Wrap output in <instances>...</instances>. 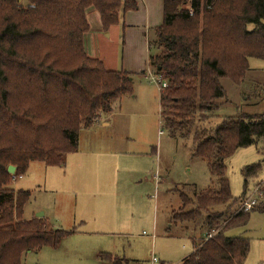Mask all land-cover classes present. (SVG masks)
I'll list each match as a JSON object with an SVG mask.
<instances>
[{"label": "trees", "instance_id": "obj_1", "mask_svg": "<svg viewBox=\"0 0 264 264\" xmlns=\"http://www.w3.org/2000/svg\"><path fill=\"white\" fill-rule=\"evenodd\" d=\"M89 7L100 13L107 31L137 1L0 0V264H24L28 253L56 248L75 232L45 217H23L31 192L11 187L9 165L16 166V176L32 161L62 165L78 150L80 132L112 113L133 92L135 76L146 75L109 70L86 52ZM149 47L157 50L149 64L166 82L159 96L162 124L172 137L191 139V156L206 162L210 173L205 189L183 185L193 197L175 189L182 206L172 211L166 229L173 234L174 227L191 222L188 236L195 246L180 263L244 264L250 239L229 231L260 210H244L242 202L248 178L261 165L243 168L245 188L236 197L226 160L264 140V113L219 117L217 111L226 96L222 79L241 84L249 58L264 59V0H164L163 23ZM104 257L122 264L112 254Z\"/></svg>", "mask_w": 264, "mask_h": 264}, {"label": "rangeland", "instance_id": "obj_2", "mask_svg": "<svg viewBox=\"0 0 264 264\" xmlns=\"http://www.w3.org/2000/svg\"><path fill=\"white\" fill-rule=\"evenodd\" d=\"M20 4L27 5L28 0H20ZM153 39L154 35L150 42ZM248 64L241 84L222 79L226 96L218 100L219 117L264 113V59L251 57ZM151 70L158 80L153 66ZM146 75L135 76L133 92L118 104L123 117L115 120L110 132L114 140L111 135L108 139L96 132L85 134L79 137L78 150L64 157L63 165L32 161L21 177L13 174L11 187L31 192L24 205L25 219L43 211L53 226L75 231L59 247L29 253L26 264H110L100 260L106 254L118 256L122 264L129 258L145 264L153 254L179 263L191 252L192 240L165 234L172 210L182 206L178 194L168 190L176 182L205 188L209 170L206 162L191 156V139L172 137L162 124L159 84ZM120 132L123 138L117 139ZM255 163L261 169L248 178L243 199L257 197L260 210L250 212L245 226L229 231L250 239L244 264H264V140L237 149L226 160V176L236 197L245 188L243 168ZM92 174L96 181L108 176L111 182L96 183L91 192L86 177ZM176 186L193 197L183 184ZM192 225L185 222V228L174 227L173 231L190 235Z\"/></svg>", "mask_w": 264, "mask_h": 264}, {"label": "crops", "instance_id": "obj_3", "mask_svg": "<svg viewBox=\"0 0 264 264\" xmlns=\"http://www.w3.org/2000/svg\"><path fill=\"white\" fill-rule=\"evenodd\" d=\"M136 1H137V8L129 9L122 12L120 14L119 22L107 31L104 30L103 28L100 13L94 7H89L87 9V20L90 25V29L84 35V48L90 56L99 58L104 63L106 68H108L109 70H126L133 73H140L141 71H146V73L149 74V72H152L151 66L149 64V56L152 53V50H150L149 47V42L151 40V37L153 35L155 36L156 27L160 26L163 23L164 0H136ZM161 12H163V14ZM108 46H111V49H109V51L107 49ZM159 96H160V89H159ZM118 104L115 106V109L112 111V113L102 116L97 123L91 125L88 128L83 129L80 132L79 137L85 134L92 135L96 132V134H102L103 136H106L108 139H110L109 135H111L110 132L115 127V123H116L115 120L117 119L118 122V119L123 117L122 116L123 112ZM123 134H124L123 132H120V135L117 137V139L119 138L122 139ZM112 140L114 139L112 138ZM118 151H121V148H119ZM158 177L160 178L159 184H161L162 182L161 176L159 175ZM87 178H88L87 181L88 189H90L91 192L94 189L96 183L107 182L109 184L111 182L110 177L108 176H105L104 177L105 179H102L100 181H96V177L94 174H92L91 176H87L86 180ZM176 184H183V185L195 184L198 189H205L210 185V173H209V184L205 188H200L196 183L176 182L173 184L172 188H170L168 191L173 194H178L177 191L175 190L177 187ZM39 213H43V217L45 216V218L49 221V219L47 218V216L44 214L43 211L37 212L36 214L34 213L31 218L36 217V215ZM177 227L179 228V226ZM165 234L166 236L187 238L191 240L190 236L182 235L178 232L175 233L173 231V234H168L166 228H165ZM197 234L199 238H203V236L205 237V233H200V231ZM191 243H192V250H191L192 252L195 246L193 240L191 241ZM191 252H189L188 254H190ZM28 254L25 256L24 264H26L25 260ZM116 257L118 258V256ZM120 258H124V257H120ZM100 260L101 261L106 260V262L112 264V262L107 260L104 257V255L100 256ZM127 261L129 262H126L124 264H142V263H137L136 261L138 260H134V259L132 260L130 258L127 259Z\"/></svg>", "mask_w": 264, "mask_h": 264}, {"label": "built area", "instance_id": "obj_4", "mask_svg": "<svg viewBox=\"0 0 264 264\" xmlns=\"http://www.w3.org/2000/svg\"><path fill=\"white\" fill-rule=\"evenodd\" d=\"M152 80L154 81H157L158 84H159V89L161 90L163 87L166 86V82H163L162 78L159 77V76H156L158 77V80L154 79V74L150 73L148 74ZM148 77V76H147ZM22 175H20L19 177H21ZM13 178H15V176H13ZM257 197L255 196H250L246 199L243 200L242 202V208L244 210H251L253 207H255L257 205ZM145 264H181L180 262L179 263H171V262H165V261H162L160 260L155 254L152 255V257L145 263Z\"/></svg>", "mask_w": 264, "mask_h": 264}, {"label": "water", "instance_id": "obj_5", "mask_svg": "<svg viewBox=\"0 0 264 264\" xmlns=\"http://www.w3.org/2000/svg\"><path fill=\"white\" fill-rule=\"evenodd\" d=\"M16 166L14 165H9L8 167V172L11 173L12 175L16 172ZM36 217H43V213H39L36 215Z\"/></svg>", "mask_w": 264, "mask_h": 264}]
</instances>
